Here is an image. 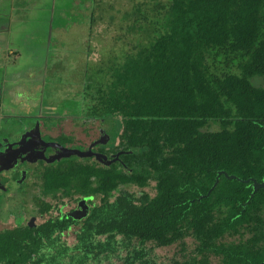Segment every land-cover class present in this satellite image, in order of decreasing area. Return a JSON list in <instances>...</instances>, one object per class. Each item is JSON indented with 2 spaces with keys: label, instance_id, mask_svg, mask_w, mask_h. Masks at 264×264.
Instances as JSON below:
<instances>
[{
  "label": "trees",
  "instance_id": "16d2710c",
  "mask_svg": "<svg viewBox=\"0 0 264 264\" xmlns=\"http://www.w3.org/2000/svg\"><path fill=\"white\" fill-rule=\"evenodd\" d=\"M132 8L121 27L141 40L83 96L94 122L117 127L94 146L112 163L31 167L21 214L42 222L0 231V264H165L155 251L173 246L172 264L264 263V0ZM82 200L86 218L62 214Z\"/></svg>",
  "mask_w": 264,
  "mask_h": 264
},
{
  "label": "rangeland",
  "instance_id": "374dc122",
  "mask_svg": "<svg viewBox=\"0 0 264 264\" xmlns=\"http://www.w3.org/2000/svg\"><path fill=\"white\" fill-rule=\"evenodd\" d=\"M168 1L0 0V28L5 24L11 26L10 34H0V56L3 60L0 62V81L4 73L9 77L12 74V77L21 75V79L6 80L9 83L0 86V93L4 90L5 101V106L0 108V150L5 144L21 141L28 130L38 125L45 142L59 144L67 150L89 152L100 163L110 165L112 161L95 151L92 143L104 140L105 143H98L97 146L111 147L107 143L116 137L117 127L114 125L106 132L109 125L101 126L99 122H94L86 111L88 104L83 99L82 81L84 66H87L83 60L84 52L88 48L83 46V42L91 40L93 31L94 34L103 33L101 37L94 35L92 41L96 45L101 43L98 49H105L103 55L108 60L110 55L120 58L124 49L131 48L133 39L141 40L140 35L133 39L127 37L121 27L122 13L141 3L145 10H153L158 2ZM115 17L116 24L111 25L108 31L110 20ZM13 48L19 49L21 57L11 53ZM46 57H49L48 69L39 62ZM6 59L8 63L4 62ZM88 68L87 80L93 85L96 71L103 66L90 64ZM8 89L14 92L13 96L6 93ZM13 173L12 170L5 172L8 178ZM6 187V191H0V231L19 225L22 220L18 215L25 209L24 201L16 197L20 188L15 180L6 181ZM87 209L85 213L74 214V218H86L88 206ZM41 222L38 220V223ZM68 241L71 244L74 242L72 237ZM188 245L190 253L194 249L191 240H188ZM155 255L159 263L172 264L174 260H183L179 246L157 249Z\"/></svg>",
  "mask_w": 264,
  "mask_h": 264
},
{
  "label": "flooded vegetation",
  "instance_id": "af4514ba",
  "mask_svg": "<svg viewBox=\"0 0 264 264\" xmlns=\"http://www.w3.org/2000/svg\"><path fill=\"white\" fill-rule=\"evenodd\" d=\"M36 128L37 126L32 127L23 135L21 141L24 140V145L23 147H21L20 152H16V151L20 148L19 144L21 143V141L5 144L4 147L0 150V155L8 152L7 156H3L4 157L3 166L9 168L13 167L17 161V164L14 166V168L2 171L0 173V191H6L7 189L6 181L8 180L10 181L15 180V184H17L19 188L23 187L27 183L30 167L37 166L41 162L48 163L45 160H42L43 154L46 156V158H55L59 154L60 151L57 147L47 148V146H45V144H53V143L45 142L42 131L40 130V128L38 130H36ZM41 142H44V144H42ZM94 143L95 142H93L92 144L94 145ZM10 146H13V149L9 150ZM11 170L14 173L11 177L8 178L5 172ZM16 197L24 201L25 199L24 191H21L20 189L16 191ZM87 206L88 204L87 202H85V200H82L81 202L78 203L68 202L62 208V214L70 215L72 219H75L74 214L76 213L80 214L81 212L85 213L86 211H88ZM68 208L69 210L66 211V209ZM18 216L21 217V220L23 222H26L28 224L35 225L38 224V220L42 221L41 218H38L33 215L29 217L20 213V215ZM13 218L15 219V217Z\"/></svg>",
  "mask_w": 264,
  "mask_h": 264
},
{
  "label": "crops",
  "instance_id": "0c3cea01",
  "mask_svg": "<svg viewBox=\"0 0 264 264\" xmlns=\"http://www.w3.org/2000/svg\"><path fill=\"white\" fill-rule=\"evenodd\" d=\"M4 25V24H3ZM93 25H94V27H95V20H93ZM104 29H105V26L103 27ZM102 28H100V30H101ZM109 29V28H108ZM93 30V29H92ZM109 31V30H108ZM5 33H7V34H10L11 33V26L9 27V25L8 24H5L4 26H3V28L1 27L0 28V34H5ZM103 33H98V34H96V32H95V34H94V31H93V33H92V35H91V40H89L88 41V39H86V41H84L83 42V46H85V47H87L88 49H87V51H85L84 52V56H85V58H83V60H84V62L87 64V66H84L85 68H84V76H83V85H84V89L82 90V93H83V96H84V93H85V90H86V88H87V86H88V80H87V71L89 70V65L91 64L92 66L94 65V67L96 66V64L97 65H99V67L102 65V66H104V64L106 63V64H109V60L111 59V57H109V60L107 59V58H105L104 57V55H103V52L105 51V49L104 50H102V51H100L99 49H98V47H101V43H99L98 45H96V43L95 42H93L92 41V38H93V36L94 37H97V35L99 36V37H101V35H102ZM104 41V40H103ZM105 42V41H104ZM95 48H97V49H95ZM48 50H49V52H50V49L48 48ZM112 51V50H111ZM110 51V52H111ZM12 54H14V56L16 55L18 58L19 57H21V53H20V51H19V49H17V48H13V52H11ZM106 53V51L104 52V54ZM97 55H99V59H96L97 58ZM9 61H11V60H9ZM37 61V60H36ZM38 61H39V59H38ZM0 62H3V60H2V57L0 56ZM5 63H8V59H6L5 61H4ZM39 62H41V64H42V66L44 67V66H46L47 67V69L49 68V66H48V64H49V57L47 58L46 57V59L45 58H42L41 59V61H39ZM6 66H7V64L4 66V68H6ZM29 66V65H28ZM46 69V70H47ZM5 74V73H4ZM2 75V81H0V86H5V85H7L9 82L8 81H6V80H12V81H14L15 79H21V75H19V74H16L14 77H12L13 76V74H12V76L11 77H9L8 75ZM8 76V77H7ZM13 83V82H12ZM42 86H44V84H42V83H40ZM6 93L9 95V96H13V94H14V92H12V90H10V89H8L7 91H6ZM3 94H4V90H1V93H0V96H1V98H2V105H1V109L5 106V101H4V98H3Z\"/></svg>",
  "mask_w": 264,
  "mask_h": 264
},
{
  "label": "water",
  "instance_id": "95a60500",
  "mask_svg": "<svg viewBox=\"0 0 264 264\" xmlns=\"http://www.w3.org/2000/svg\"><path fill=\"white\" fill-rule=\"evenodd\" d=\"M39 129V126L37 125V128L36 130ZM26 141V139H25ZM42 144H44V142H41ZM98 143H105V141H99L97 143H94L93 146L97 145ZM24 145V140L21 141V143L19 144V149L16 151V152H20L21 150V147H23ZM45 146H47V148H55L57 147L59 149V154L55 157V158H46V156L43 154L42 155V160H45L46 162L52 164V163H55L57 161H61L62 159H68V158H71V157H80V158H87V157H91L92 155H89V152H86V153H83V152H80V151H76V150H67L65 149L64 147H62L61 145H56V144H45ZM10 149H13V146H10L9 150ZM8 152H6L5 154H1L0 155V173L2 171H5V170H9V169H12L14 168V166L17 164V161L15 163V165L13 167H5L3 166V161H4V157L3 156H7ZM225 175L229 180H233V179H236L235 177L233 176H228L227 174L225 173H220L218 175V179H217V184L219 182V179L221 176ZM250 181H248L247 183H249ZM254 187H255V190L256 191H259L260 189H263L264 188V182L259 184L257 182H254ZM264 264V263H263Z\"/></svg>",
  "mask_w": 264,
  "mask_h": 264
}]
</instances>
